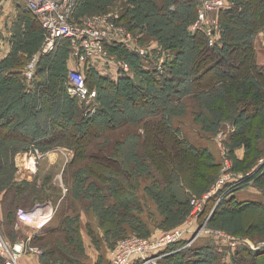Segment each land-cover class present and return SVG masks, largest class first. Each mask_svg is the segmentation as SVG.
I'll list each match as a JSON object with an SVG mask.
<instances>
[{
  "label": "rangeland",
  "instance_id": "374dc122",
  "mask_svg": "<svg viewBox=\"0 0 264 264\" xmlns=\"http://www.w3.org/2000/svg\"><path fill=\"white\" fill-rule=\"evenodd\" d=\"M171 1L77 0L69 23L78 28L108 32L143 48L147 62L162 61V73L158 75L172 79L169 88H150L148 96L151 99L145 97L146 101L137 106L123 102L124 91L112 93L118 96V103L122 102L117 108L114 107L117 103L105 95L103 102L107 100L113 105L105 113L100 112L104 104L97 100V84L89 87L85 83L93 93L90 103L76 96L71 97L77 100L85 118L94 119L92 126L97 128V136L89 137L84 144L85 154L92 153L93 157L85 158L83 153L77 161L74 160L75 151L80 146L70 142L66 133L55 137L52 144L36 145L30 138L41 139L51 129L48 130L47 125L37 127L29 119L22 121L28 110L22 112L23 104L15 103L19 99V89L28 90V85L35 80L29 75L28 67L33 63V72L41 66L43 30L36 22L37 29L32 32L15 33V36L0 32V39L10 47L9 56L0 62V71L2 75L11 70L18 74L3 88L10 89L8 99H11V104L15 103L19 112L4 127L0 125V194L18 185L22 188L15 196L20 198L16 209L29 208L35 203L44 205L48 199L56 205V221L60 230L54 236L46 237V241L54 240L55 244L48 248H54L56 252L55 248L59 245L60 253L51 256V264H78L75 262L78 259L90 261L87 256L89 251L99 264H108L110 254L121 239L138 238L151 242L176 233L181 236L180 240L184 239V243L190 241L187 247L199 240L214 242L211 238L221 240V250L228 245L229 249H235L240 242V246L261 254L249 260V264H264V208L238 209L225 200L221 203L222 199L233 194L237 196L239 190L240 197L251 196L248 201H254V188L264 192V104L258 108L250 106L239 99L240 93L231 85L244 79L255 82L257 79L248 70L246 77L237 59L221 54L217 58L223 63L219 65L211 54L200 52L203 45L188 39L201 32L206 47L219 43L222 50L227 51L228 45L225 47V42L221 40L220 11L204 12V19L208 22H200L201 1L196 0L194 15L188 14L185 4L181 6L186 0ZM241 1L235 0L240 6ZM226 2L230 3L229 0ZM251 9L248 7V13L242 14V21L239 17L234 23L237 24V33H240H234L240 35L236 43L233 42L238 45L236 50L249 52L247 44L250 42L244 37L240 22L243 26L248 23L247 15ZM207 27L212 28L214 33H207ZM263 33L264 28L254 37L257 65V43L260 41L264 46ZM68 42L66 45L71 53V42ZM71 56L74 57L73 53ZM110 57L118 65V54L110 53ZM174 57L176 63L182 62L179 64L182 68L177 67L179 77L170 75L169 65ZM104 58L107 59V55ZM120 60V67L126 64L130 70L127 73L133 77L130 64ZM101 61L99 68L102 67ZM104 64L107 65V62ZM55 70L58 71V66ZM177 79L180 83L173 81ZM21 83L25 84V88L21 87ZM18 84L20 88H16ZM39 114L41 118L50 117L49 125L52 126L53 119L61 111L46 104ZM153 124L160 131V137L155 141L150 133ZM145 136L154 142L158 158L149 160L143 156L144 140H148ZM174 137L181 142L178 144L179 151L169 149ZM241 138H247L251 145L241 144ZM189 146L202 153H187V149H191ZM97 154L107 155L115 162L96 158ZM50 156L57 161L42 165V160ZM31 157H35L34 172L27 165ZM97 164L103 165L101 172L94 171ZM171 196L186 201V204L176 205ZM180 211L186 213L176 215ZM179 250L167 252L164 256L176 255ZM227 252L231 254V251ZM163 258L155 263H166ZM170 259L172 264L177 263L175 258ZM240 264H243L241 260Z\"/></svg>",
  "mask_w": 264,
  "mask_h": 264
},
{
  "label": "trees",
  "instance_id": "16d2710c",
  "mask_svg": "<svg viewBox=\"0 0 264 264\" xmlns=\"http://www.w3.org/2000/svg\"><path fill=\"white\" fill-rule=\"evenodd\" d=\"M187 2H183L181 6L184 4L186 5L188 11V14L194 15V6L196 8V0H186ZM191 1L194 2L193 5H191ZM224 4V7L220 10L219 17H220V29L222 30V41L225 42V47L228 45L227 51H223L220 47L219 43L215 45L214 47H206V45L203 43L204 38L203 34L200 32V34H196L195 36L188 37L190 42L193 43H200L201 50L200 52H207L215 58V63L221 65L223 63V60H221L219 55L222 54L223 57H229L231 56L233 59H237L238 63L242 65V72L243 74L247 76L246 71L248 70L252 76H254L257 79V82L255 81H247L248 79H244L241 81L236 82V84L231 83L232 86H235V89L240 93V100L246 102L250 106L254 108L261 107L264 104V70L261 66L257 65L255 62V35L264 28V0H242V7L240 6V3L235 2V0H229L230 3L226 2ZM233 1V2H232ZM176 2L175 0H172L171 3ZM171 5V4H170ZM169 5V6H170ZM168 6V8H169ZM248 7L252 8L250 10V14H248V23L244 24L240 22V26L244 28V37L249 39L248 48L249 52H247L245 49L242 50H236V44L233 42L236 41V38L240 37V33H237V24H234L236 19L240 17L241 21L242 14L248 13ZM240 8V9H239ZM125 14L123 15V17ZM233 30V31H232ZM237 33V34H234ZM66 43H69L68 40H60L57 42L56 47L54 51H52L50 54L42 55V63L41 66L38 67L35 70L34 78L32 85H28V90L25 89H19L20 95L18 96L19 99L15 102H21L23 105H21L22 112H27L28 114L25 115V117L22 118V121L27 122L28 119L32 120L31 122L34 123V125H37V127H44V125H47L48 130H50V133H48L47 136L41 138V139H34L33 137L30 138L35 141L36 145L41 146H47L49 144H52V141L56 140L55 137L59 135H64V133L67 134L69 137L68 139H71L70 142H73L75 146H80V149L75 151V161L78 160L79 156L83 153L85 155V158L93 157L92 153L85 154L84 150V144L87 141L89 137H92L96 134L97 128L93 125V118L87 119L81 114L80 106L77 104V100L71 96L66 91V87L68 84V72L70 71L68 69V58L70 55V49L69 46L66 45ZM236 43V42H235ZM231 46V47H230ZM220 47L221 49H217ZM241 49V48H240ZM109 53L118 54V57L120 59H124L126 62H128L133 68L134 72V79L129 74L126 73H119L118 77L114 78L109 73H104V69L101 70L93 65H89L88 63H83L82 66L81 63L76 66L75 69L81 70L84 77H85V83L89 85V87H94L95 84L98 86V93H97V100L98 102H103L106 98V96L111 97L113 101H115L117 104L114 105V107L117 108L118 104L121 105L122 102L118 103V96L115 94V96L112 95V93L118 92V91H124V103H129L137 105H141L144 103L145 97L148 96V91L152 87L156 88H169V84L172 82L170 78H165L161 75H158V72L153 69V65L151 62H143L142 56H131L128 52L127 45L120 44L116 45V47L109 46L108 47ZM223 52V53H222ZM182 56L185 54L181 53ZM225 55V56H224ZM180 56V53L179 55ZM119 59V61H121ZM174 60H172L171 68L170 69V75L174 74V76L179 77V71L177 67L180 69L182 68L181 65L182 62L178 64V61L176 63ZM175 63V64H174ZM178 64V65H177ZM58 66V71L55 70V67ZM79 67V68H78ZM17 71H8L6 74L2 75V70L0 71V125L1 127H4L6 124H8L10 121H12V118L16 117L17 112L15 103H10L11 99H8L10 96V89L4 90V85L8 84V81H12L13 79L17 77ZM242 75V74H241ZM240 75V78H241ZM41 76L43 79H40ZM183 77H187L184 75ZM232 77V76H231ZM244 76V78H246ZM44 78H48V81H44ZM164 78V79H163ZM66 79V80H65ZM186 79V78H185ZM183 79V82L185 81ZM174 82L177 81L180 83L179 79L173 80ZM64 82V83H63ZM218 83V82H217ZM66 84V86H65ZM223 84V83H221ZM228 85V86H231ZM21 87L25 88V84L21 83ZM16 88H20V84ZM107 90L103 91L102 90ZM15 89V88H14ZM46 89V90H45ZM231 89V88H230ZM164 90V89H163ZM19 91H16L17 93ZM52 91V92H51ZM168 92V91H167ZM229 94V92H227ZM111 94V95H110ZM104 95V96H103ZM106 95V96H105ZM64 99V102L63 100ZM148 99H151L150 97ZM60 103H58V102ZM121 101V100H120ZM169 101V100H168ZM4 102V104H3ZM8 103V104H6ZM100 103V104H101ZM46 104H51V106L56 107L61 111V114L59 116H56L53 119L52 126L49 125L50 123V117L41 118L39 117V112L44 110V107ZM104 107L102 106V110L100 112H108V108H113L112 104L109 103L107 100L105 103L103 102ZM4 105V106H3ZM26 107V108H25ZM39 114V115H38ZM4 116V117H3ZM37 117V121H36ZM66 124V126H62V122ZM71 122V123H70ZM70 123V124H69ZM148 130V127L145 126ZM157 125L153 124L150 128V133L152 134V139L154 141L157 137H160L159 133L160 131L157 130ZM170 130V129H169ZM171 131V130H170ZM171 134L174 135V133L171 131ZM97 136V135H95ZM176 136V135H175ZM144 140L145 142V148L143 151V156H145L147 159L152 160V158L156 159L158 158L155 153V144L154 142L148 137L145 136ZM23 139V138H22ZM177 138H173L170 146L171 151H179L178 150V144H181L180 141H178ZM25 140V139H23ZM89 140V139H88ZM88 142V141H87ZM241 144H245L246 146L251 145L247 138H241L240 139ZM87 144V143H86ZM191 147V146H189ZM193 149V150H191ZM191 149H187V153L198 155V153H202L200 150L191 147ZM102 151V150H101ZM103 153V152H102ZM99 157H103L104 159H107L109 162H115L113 159H108L107 155L103 154H97ZM193 156V155H191ZM194 157V156H193ZM112 164V163H110ZM105 166V165H104ZM90 167V166H89ZM106 167V166H105ZM102 164H97V167L94 169V171L101 172L103 169ZM91 169V167H90ZM106 186V185H105ZM11 190L4 193V197L6 201H8L9 207L11 206L13 200H15V195H13V186L10 187ZM20 190V188H19ZM258 190V189H257ZM110 191V190H108ZM107 191V192H108ZM260 191V190H259ZM263 192V191H262ZM264 193V192H263ZM109 195L111 193H108ZM114 197V193L112 195ZM116 197V196H115ZM171 199H173L174 203L176 205H185L186 201H179L176 198L171 196ZM224 200L234 207L238 209H246L251 207H260L264 208V202L259 201H237L235 199L234 194L231 195V197L227 199H222L221 203H224ZM230 209V208H229ZM186 211H180L176 215L185 214ZM8 218L10 219V210L8 208ZM135 219L139 220L138 218L134 217ZM141 221V220H139ZM215 239V238H211ZM184 239L180 240L178 243H174L172 245H169L163 249H161L160 253H167L171 252L177 249H180L179 252L176 255L171 254L168 257H164L163 261H165L168 264H172L169 262L170 258H175L174 260L177 262L176 264H240V260L243 264L247 262V264L250 263L249 260H252L253 257L258 256L260 254L254 253L249 248L245 247L244 245L240 246V242L237 244V246H231L235 247V249H229V245L227 247H224L223 255H221V247L218 240H216L217 246L212 244L210 242H205L207 247H201L199 249H195L193 245L191 247H187L186 243L183 242ZM225 243V242H224ZM226 244V243H225ZM226 249V255H224ZM218 250V251H217ZM227 251H231V254H229ZM224 256L228 258V263L224 262ZM192 257H195L192 259ZM223 257V258H222ZM3 260L0 259V264H2ZM164 263V264H166ZM174 263V262H173ZM96 264H99L96 262ZM109 264V262H108ZM136 264V263H133Z\"/></svg>",
  "mask_w": 264,
  "mask_h": 264
},
{
  "label": "built area",
  "instance_id": "2783aa9c",
  "mask_svg": "<svg viewBox=\"0 0 264 264\" xmlns=\"http://www.w3.org/2000/svg\"><path fill=\"white\" fill-rule=\"evenodd\" d=\"M24 1L28 10L38 19L43 33H44V45L42 48V55L50 54L54 51L56 44L60 40H69L72 46V52L74 57L80 63H86L91 58L106 59L104 56L109 55V46H115L120 44L131 46L136 53L145 59V50L141 47L133 46L122 39L110 35L108 32L89 30L86 28H78L75 25L69 23L71 12L74 10L77 0H0L3 2ZM201 1L203 7L199 11L198 18L200 22H208L204 19V12L216 11L219 12L224 7V0H198ZM206 32L210 35L214 33L212 28H205ZM264 41V33L262 35ZM35 59H33V62ZM149 63V62H148ZM153 69L158 73H162V61L152 63ZM33 63L28 67V73L31 77H34L35 70L32 72ZM123 71H128V66L124 64L120 67ZM67 75L68 84L66 91L70 96L79 97L83 99L87 104L90 103L93 93L90 92L85 85V77L81 70H70ZM27 165L30 167V171H33L36 162L35 157H31L27 160ZM33 167V168H32ZM34 172V171H33ZM226 180V179H225ZM39 207H34L36 210ZM34 210H26L18 208L16 210V219L23 222L34 229H41L44 224L50 221V217L46 219L41 218L36 220L34 218ZM193 215V214H192ZM202 230V229H200ZM199 232H196L192 238H194ZM178 233L170 234L165 237L161 236L151 242H144L138 238H126L121 239L117 243L116 249L110 254L109 264H156L157 259L165 257V253H160L161 249L178 242L180 240ZM190 238V240L192 239ZM190 243V241H187ZM2 247L7 250L5 245ZM13 255L10 260L5 264H17V258L21 251V246L14 245ZM157 253V254H156ZM9 256L10 253L8 252Z\"/></svg>",
  "mask_w": 264,
  "mask_h": 264
},
{
  "label": "crops",
  "instance_id": "0c3cea01",
  "mask_svg": "<svg viewBox=\"0 0 264 264\" xmlns=\"http://www.w3.org/2000/svg\"><path fill=\"white\" fill-rule=\"evenodd\" d=\"M22 20V21H21ZM36 22L37 25L40 27L39 29L42 30V27L37 20V18L28 10L26 4L24 1H14V2H3L0 3V32H7L9 33V36L14 35L15 33H27L32 32L36 28ZM38 29V30H39ZM15 34V35H16ZM14 35V36H15ZM13 36V37H14ZM120 45V43L118 44ZM111 47V46H110ZM113 47H116L113 46ZM128 52L131 56H137V53L134 49H132L131 46L127 45ZM9 50L10 47L3 43V41L0 39V62H3L7 59L9 56ZM108 50V48H107ZM109 51V50H108ZM257 61L259 63V66H261L264 70V46L260 41L257 43ZM102 60V69H104V73H109L112 77L116 78L118 77L119 73H126L129 71H123L120 68L121 61H117L110 57V53L107 57V59H98V58H91L88 62L89 65H93L95 67L99 68V61ZM104 62H107V65L104 64ZM68 68H76L77 65L80 63L71 56L68 58ZM83 66L84 64L81 63ZM71 70V69H70ZM134 75V72H132ZM134 79V77H132ZM57 161L56 158L53 156H50L49 158H44L42 160V165L44 164H54V162ZM18 185L13 186V195H17V192H20ZM251 189V188H250ZM259 191V190H258ZM255 188L252 191L254 194V201L264 202V193L258 192ZM237 196H235V199L237 201H248L250 200L251 196L246 197H240V190L237 192ZM245 196V195H244ZM20 198L13 200L11 206L9 207L8 201H6L4 197V193L0 194V259L3 260L2 264H5L6 261L10 260L11 255H13V246H21L20 254L17 258V264H51L53 257L56 255L58 251L59 245H57L56 252L54 248L52 250H49L50 245H54V240H47L46 237H51L57 234L60 230V225L58 224V221H56L57 218V207L54 206L51 200H47L44 202V205H39L38 203H35L33 206L29 208H25L26 210H34V207H39L36 210H34V218L36 220H40L43 216H49L51 219L50 221L41 229H34L30 227L29 225L20 222L16 219V208L18 205ZM8 208L10 210V219L8 218ZM3 240V241H2ZM52 242V244H51ZM187 242V241H186ZM205 240H199L196 243L193 244V247L195 249H199L201 247H207ZM218 242L223 244L221 240H218ZM225 242V241H224ZM3 243V244H2ZM211 243V242H210ZM213 245L217 246L216 240L214 239V242H212ZM2 245H5L7 250H5ZM32 249V250H31ZM40 252H37V251ZM218 251V250H217ZM10 253V256L8 254ZM223 255V250L218 251ZM60 253V252H59ZM261 255V254H260ZM258 255L257 257H259ZM89 256L90 261H85L78 259L75 262H78V264H96L97 258H94V254H87ZM195 257H192V259ZM223 258V257H222ZM254 258V257H253ZM252 258V259H253ZM73 262V263H75ZM224 262L228 263V258H224ZM135 263V262H134Z\"/></svg>",
  "mask_w": 264,
  "mask_h": 264
},
{
  "label": "bare ground",
  "instance_id": "6f19581e",
  "mask_svg": "<svg viewBox=\"0 0 264 264\" xmlns=\"http://www.w3.org/2000/svg\"><path fill=\"white\" fill-rule=\"evenodd\" d=\"M46 224H44L43 226H41L42 228L45 226Z\"/></svg>",
  "mask_w": 264,
  "mask_h": 264
}]
</instances>
